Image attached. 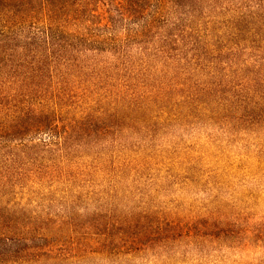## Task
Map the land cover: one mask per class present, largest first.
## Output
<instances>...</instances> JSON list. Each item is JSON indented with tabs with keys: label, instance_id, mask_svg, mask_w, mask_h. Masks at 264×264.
I'll list each match as a JSON object with an SVG mask.
<instances>
[{
	"label": "trees",
	"instance_id": "16d2710c",
	"mask_svg": "<svg viewBox=\"0 0 264 264\" xmlns=\"http://www.w3.org/2000/svg\"><path fill=\"white\" fill-rule=\"evenodd\" d=\"M104 250L264 264V0H0V264Z\"/></svg>",
	"mask_w": 264,
	"mask_h": 264
},
{
	"label": "rangeland",
	"instance_id": "374dc122",
	"mask_svg": "<svg viewBox=\"0 0 264 264\" xmlns=\"http://www.w3.org/2000/svg\"><path fill=\"white\" fill-rule=\"evenodd\" d=\"M104 172L105 171H98V170L96 172L91 171V174L80 176L78 178L68 175L65 176L66 179H63V176L59 174H56L53 178L50 177L48 179H43L42 177H38L37 179H35L36 183L28 182V185H30L29 187L31 190H36L39 196L28 198L27 196L23 195L21 196L23 197L22 200H26V199L29 200L31 199V200L30 201L26 200L22 202L29 203L27 207L31 209L33 207V203L35 199H39L40 201H45V202H54L53 201L54 199L55 205H53V208H56L60 204L59 201L62 199V196H66L67 191L69 189L71 190L78 189L81 192L80 194L86 193L88 189V184L92 183V181L95 182L96 179H98L97 181H100L103 175L105 176L106 174ZM59 177H61V179L63 180H61ZM69 179L70 181H68ZM72 183L74 184L70 186V184ZM86 203H92V201H87V198L85 199H83V197L80 198L78 200V208L76 211L80 210L81 213ZM89 217L87 215H84L82 216V218H78L79 224L86 223L90 219ZM50 226H53V224L50 223ZM103 238L104 236H102V238L99 239V241H105ZM75 264H107V251L104 250L101 253L87 252L77 262L75 261Z\"/></svg>",
	"mask_w": 264,
	"mask_h": 264
}]
</instances>
